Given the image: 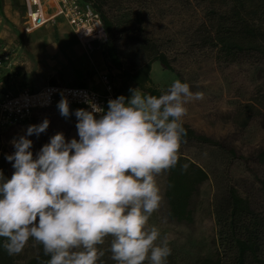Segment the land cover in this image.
Wrapping results in <instances>:
<instances>
[{
	"label": "clouds",
	"instance_id": "1",
	"mask_svg": "<svg viewBox=\"0 0 264 264\" xmlns=\"http://www.w3.org/2000/svg\"><path fill=\"white\" fill-rule=\"evenodd\" d=\"M129 91L130 98L110 99L106 112L86 101L91 110L74 113L79 140L57 133L36 159L27 137L45 132L47 119L12 141L15 152L6 159L15 171L10 179L0 172V238L9 256L31 239L47 264H97L104 255L98 246L111 237L117 264H166L167 237L147 227L162 199L156 176L177 165L186 104L204 94L180 80L159 96ZM57 107L70 116L66 98Z\"/></svg>",
	"mask_w": 264,
	"mask_h": 264
},
{
	"label": "rangeland",
	"instance_id": "2",
	"mask_svg": "<svg viewBox=\"0 0 264 264\" xmlns=\"http://www.w3.org/2000/svg\"><path fill=\"white\" fill-rule=\"evenodd\" d=\"M24 8L23 0H0V43L8 45L12 52L9 64L0 69L2 74H6L2 81L6 80L0 84L2 95L19 94L23 90L39 91L51 86L89 88L104 94L101 76L105 73L110 74L116 88L123 84L121 73L111 68L104 57L108 41L106 34V41L96 39L89 47H84L62 19L27 33L24 30ZM188 18L189 13L183 9L177 17L172 12L165 19V24L156 22L154 32L157 35L166 30L176 33L180 29L178 22ZM178 37L182 38L180 34ZM175 53L171 56L175 72L166 70L159 62L153 63V86L162 92L175 80H180L188 83L193 93L202 92V100L186 104L188 111L182 122L222 146L216 149L194 145L185 148V154L208 172L215 169L224 182L236 185L256 207L264 208V197L258 186V181L264 178V164L259 159L264 150V68L253 67L249 63L221 66L211 54L205 53L191 57L181 53L174 59ZM135 88L128 82L122 95L130 98L129 90ZM258 100L262 101V105ZM249 105L254 106L250 112ZM76 110L70 109V116L65 118L58 107L42 108L22 124L0 126V172L3 177L10 179L15 171L12 166L14 161L6 159L15 152L12 141L26 135L30 125H38L45 119L49 121L45 132L27 137L33 142L30 151L34 159L57 133H63L66 141L73 138L79 140ZM249 115L251 118L247 119ZM168 173L165 171L156 176L162 199L158 210L149 218L147 227L155 226L161 239L167 237L171 255L166 264H193L196 259L207 257L214 251L216 225L213 201L217 187L211 173L192 199V222L177 223L169 218L168 213ZM111 240L107 237L104 244L98 246L104 255L97 264H117L112 259ZM38 251L39 244L30 239L22 253L15 256L17 263L24 264ZM145 264H150V261H145Z\"/></svg>",
	"mask_w": 264,
	"mask_h": 264
},
{
	"label": "trees",
	"instance_id": "3",
	"mask_svg": "<svg viewBox=\"0 0 264 264\" xmlns=\"http://www.w3.org/2000/svg\"><path fill=\"white\" fill-rule=\"evenodd\" d=\"M81 1L91 4L102 18L108 38L104 57L124 81L116 88L117 97L125 92L128 82L146 94L159 96L161 92L151 79L152 65L159 62L166 70L175 72L171 60L174 51V59L181 53L187 57L205 53L211 54L221 66L249 63L264 68V0ZM182 9L189 13V18L178 22L180 29L176 33L166 30L155 34L153 27L157 21L165 24L172 12L177 17ZM261 102L258 100L260 105ZM253 107L247 106L249 112ZM250 118L249 115L247 119ZM183 127L186 136L179 150V161L168 170L169 218L177 223H191L192 199L211 173L217 187L213 201L214 251L193 264H264V208L256 207L236 185L224 182L215 169L210 173L186 155L185 148L190 146L216 149L222 146L186 124ZM259 159L264 164V150ZM184 164L188 165L186 171H182ZM258 183L264 197V178ZM3 243L4 238H0V264H18ZM49 259L39 245L38 253L24 264H47Z\"/></svg>",
	"mask_w": 264,
	"mask_h": 264
},
{
	"label": "built area",
	"instance_id": "4",
	"mask_svg": "<svg viewBox=\"0 0 264 264\" xmlns=\"http://www.w3.org/2000/svg\"><path fill=\"white\" fill-rule=\"evenodd\" d=\"M26 8L24 30L31 33L58 19L64 20L71 28L77 41L89 47L96 40L106 41L104 24L100 14L91 4L81 0H23ZM12 59L8 45L0 43V69L5 68ZM104 94L89 88L47 87L39 91L23 90L19 94L5 93L0 100V126L22 124L29 120L38 109L57 107L66 98L69 108L91 110L89 103L108 109V101L116 99V86L109 73L101 76ZM99 117V114H97Z\"/></svg>",
	"mask_w": 264,
	"mask_h": 264
},
{
	"label": "crops",
	"instance_id": "5",
	"mask_svg": "<svg viewBox=\"0 0 264 264\" xmlns=\"http://www.w3.org/2000/svg\"><path fill=\"white\" fill-rule=\"evenodd\" d=\"M71 30V29H70ZM72 32V31H71ZM73 35V33H72ZM74 36V35H73ZM75 37V36H74ZM76 39V38H75ZM6 74H2V71L0 70V84L2 85L3 82L6 80V78L2 81V79L5 77ZM3 95L0 93V100Z\"/></svg>",
	"mask_w": 264,
	"mask_h": 264
}]
</instances>
